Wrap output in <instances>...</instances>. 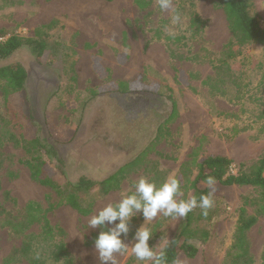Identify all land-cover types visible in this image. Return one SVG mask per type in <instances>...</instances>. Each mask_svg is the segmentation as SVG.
Instances as JSON below:
<instances>
[{"label": "rangeland", "instance_id": "1", "mask_svg": "<svg viewBox=\"0 0 264 264\" xmlns=\"http://www.w3.org/2000/svg\"><path fill=\"white\" fill-rule=\"evenodd\" d=\"M250 2L264 26V0ZM172 10L181 16L177 25L171 23ZM172 10H161L157 0L144 10L133 0H0V40L18 35L45 42L40 56L24 45L5 60H19L27 77L21 91L7 96L0 84V206L18 221L32 203L53 228L51 238H44L41 222L14 233L1 225L2 213L0 264H66V256L70 264H100L92 241L99 227H88V220L118 202L140 176L159 184L184 161L208 155L229 157L235 173L262 156L264 47H242L229 61L239 87L223 76L225 94L212 92L202 80L214 76L210 61L231 38L225 15L212 0H172ZM192 14L205 21L199 32L188 27ZM170 31L183 38L168 43ZM34 137L41 145L35 150ZM32 152L42 161L41 177L61 189L70 190L69 182L81 177L101 182L115 174L114 185L78 192L90 209L82 215L30 176L26 162ZM210 191L221 215L201 223L209 238L194 240L197 255L175 264H223L238 209L244 197L255 194L250 186L217 183ZM191 195L183 190L179 199ZM246 211L252 214L253 208ZM182 222L163 215L146 222L153 232L149 245L159 252ZM142 223V215L134 217L128 237ZM246 237L252 264H261L264 216ZM56 245L66 253L60 260L53 257ZM117 262L138 264L131 254L117 255Z\"/></svg>", "mask_w": 264, "mask_h": 264}, {"label": "trees", "instance_id": "2", "mask_svg": "<svg viewBox=\"0 0 264 264\" xmlns=\"http://www.w3.org/2000/svg\"><path fill=\"white\" fill-rule=\"evenodd\" d=\"M212 1L223 11L231 38L222 49L220 57L215 60L211 59L210 61L214 69V76L206 77L202 80V84L206 85L210 91L224 95L226 91L220 86L225 79L229 80L235 87H239L240 85L237 81L238 76L232 71L229 61L240 54L242 47L245 45L257 43L264 47V26L260 24L257 16L251 11L250 0ZM133 2L140 10L148 8L151 4V0H133ZM174 4L173 2V7ZM165 22V19L160 20V23ZM204 23L205 21L197 14H192L188 27L199 32L203 29ZM182 38V36H165V40L170 44L178 42ZM24 45L31 47L37 56H40L45 49V42L39 37L10 35L0 40V84L4 96H7L9 92H19L24 86L27 72L23 64L19 60L5 61ZM173 50L172 48L170 51L171 55H175V50ZM194 56L198 57L197 54ZM223 76L225 79H223ZM260 114L264 120V109L260 111ZM39 141L37 137L31 140L30 144H33L34 150L41 147ZM34 153L36 152H32L31 160L26 162L30 170V176L40 184L53 188L62 197V203L67 204L82 215L88 214L90 209L82 204L78 192L83 191L85 193L97 186H101L103 191H108L114 185L115 174L101 182L81 177L75 183L69 182V184H72L70 190L66 188L61 189L52 180L41 177L42 161L38 154ZM232 166V159L224 155H208L199 159L194 156L180 165L179 172L176 175L180 181L181 189L184 192L191 190V197L195 196L197 200H199L201 195L209 193L210 188L206 184V179L209 176L215 178V183L223 186L252 187L255 194L244 197L238 209L232 242L223 262V264H252L253 260L248 250L249 244L246 232L257 221L258 217L264 216V153L257 161L248 166L239 165L235 173L232 172ZM191 167L196 170L192 179L190 174L192 172ZM125 168H122L119 172H123ZM247 206L253 208L252 214L247 213ZM2 213L5 216L1 225L10 228L14 233H21L32 223L41 222L44 238H51L53 236V228L49 225L48 220L40 212L39 208H35L32 203L26 205L27 214L22 220L13 221L10 219L9 214L0 206V215ZM219 215H221V211L215 205L208 211L206 217L201 214V209L198 207L188 213L183 218L179 231L161 248L166 252L167 264H175L180 258H194L198 252V247L194 243V240L206 242L209 238L208 229L203 227L201 223L203 221L209 222ZM99 231H101L100 228ZM133 233H131V236ZM97 235L93 236L92 241L95 240ZM166 245L167 247H165ZM55 247L56 250L53 254L55 260H60L61 256H66V253H62L63 249H61L60 245H56ZM64 262L70 264V259L66 256L64 257ZM261 264H264V251L261 254Z\"/></svg>", "mask_w": 264, "mask_h": 264}, {"label": "clouds", "instance_id": "3", "mask_svg": "<svg viewBox=\"0 0 264 264\" xmlns=\"http://www.w3.org/2000/svg\"><path fill=\"white\" fill-rule=\"evenodd\" d=\"M157 3L161 10H172V0H157ZM180 22V14L172 10V25ZM169 34L175 35L171 31ZM206 184L211 188L215 184V178L209 176ZM182 196L183 190L175 173L169 174L159 184L146 176H140L132 182V188L128 192L121 194L118 202L108 203L99 209L89 218L88 227L101 229L94 240L100 264H118L117 255L129 254L135 257L138 264H167L165 250L157 252L154 246L149 245L153 232L146 226V222L152 221L158 215L181 219L197 207L206 217L213 207V191L201 195L199 200L195 196L187 200L179 199ZM138 214L142 215L143 223L132 234V240L126 243L131 220Z\"/></svg>", "mask_w": 264, "mask_h": 264}]
</instances>
